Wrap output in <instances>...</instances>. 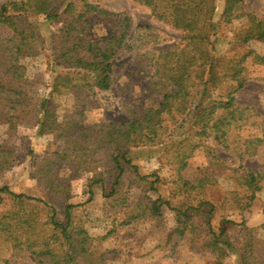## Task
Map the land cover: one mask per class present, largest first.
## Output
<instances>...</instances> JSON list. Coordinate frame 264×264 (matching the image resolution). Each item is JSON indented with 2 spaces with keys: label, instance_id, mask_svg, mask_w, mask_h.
I'll return each instance as SVG.
<instances>
[{
  "label": "trees",
  "instance_id": "1",
  "mask_svg": "<svg viewBox=\"0 0 264 264\" xmlns=\"http://www.w3.org/2000/svg\"><path fill=\"white\" fill-rule=\"evenodd\" d=\"M134 2L147 7L157 21L181 33L177 44L154 52L150 58L151 84L154 93L160 96L157 105L148 107L142 117L122 123L83 124L79 112L61 115L57 97L78 91L95 94L113 86L114 61L131 33V18L93 0H8L0 4V123L7 124L10 134H15L20 125L32 123L38 126L40 134H55L65 143L59 159L70 160L79 168L97 172L99 158L109 156L113 170L117 171L109 194L114 196L129 168L138 188L158 191L159 174L141 173L125 151L129 147L166 143L173 134L170 123L177 125L186 119L192 132L172 140L167 149L175 169L171 198L159 196L147 204L134 205L124 223H134L146 215L159 219L162 206L168 205L176 213L175 226L168 238L174 248L188 235L192 241L201 239L202 246L212 251L214 264H227L225 259L232 252L239 256L241 264H264V236L259 227L244 226L246 239L238 244L229 229L222 225L215 229L212 220L216 205L206 197L209 187L217 184L218 168L230 171L237 188L241 187L242 193L238 189L229 192L240 208L256 199L264 186V168L252 170L244 165L246 158L264 155V115L254 106L238 103L236 98L252 78L253 67L264 66V51L249 47L252 41L264 44V15L249 11L248 0H225L220 22L231 25L242 20L244 24L235 33L231 50L217 55L214 46L219 27L215 20L217 0ZM37 16L62 22L61 27L51 32V50L53 60L65 70L55 77L51 96L36 104L24 88L27 73L24 58L38 53L44 45L30 21ZM93 18L117 22L116 31L110 37H92ZM200 149L206 151L210 167L200 177L188 179L185 174L189 161ZM220 151L231 156V163L220 156ZM7 153V149H0V167L7 161ZM52 161L55 164V159L45 158L32 176L42 178L56 195H67L69 187ZM102 181L96 176L90 187ZM3 191L12 195L13 207L0 213V241L10 243L14 255L30 253L39 264H105L113 257V252L91 250L94 238L75 219V209L81 204L68 203L63 221L58 219L57 209L43 199L12 192L8 187L0 188ZM123 201L127 204V200ZM39 203L51 208L45 221L35 207ZM197 219L206 220L208 238H201ZM226 223L239 225L228 219L223 220ZM112 234L113 231L103 238ZM5 262L10 264L9 260Z\"/></svg>",
  "mask_w": 264,
  "mask_h": 264
},
{
  "label": "rangeland",
  "instance_id": "2",
  "mask_svg": "<svg viewBox=\"0 0 264 264\" xmlns=\"http://www.w3.org/2000/svg\"><path fill=\"white\" fill-rule=\"evenodd\" d=\"M6 1L8 0H0V4ZM93 1L110 11L127 13L131 18V33L124 49L114 61L113 86L95 94L78 91L57 97L59 113L64 115L79 112L83 124H107L111 121L122 123L142 117L148 107L157 105L160 101V96L154 93L151 84L153 66L150 58L154 52L177 44L181 33L164 22L157 21L147 7L134 0ZM224 2L225 0H217L215 20L219 27L214 38L217 55L231 50L236 40L235 33L244 24L242 20H235L231 25L220 22ZM246 8L263 16L264 0H248ZM30 21L35 24L40 39L44 40L42 50L24 58L27 66L24 88L31 100L37 104L51 96L55 77L65 70L62 64L53 60L51 50V32L61 27L62 22H51L44 16L30 18ZM91 21V36L95 38L110 37L117 29V22L109 18H93ZM249 47L258 52L264 51L262 42L252 41ZM236 98L238 103L254 106L264 115V66L253 67L252 78L237 93ZM181 122L183 120L177 125L170 123L173 134L166 143L151 147H129L125 151L133 163L139 166L141 173L159 174L161 181L157 184L158 191H142L138 188L134 183V173L129 168L122 176L121 184L117 186L118 193L114 196L109 194L117 171L113 170L109 156L99 158L97 172L79 168L70 160L59 159V153L64 151L65 143L55 134H40L38 126L33 123L20 125L15 134H10L7 124L0 123V149L8 150L7 161L0 167V188L8 187L12 192L43 199L57 209V217L63 221H66L65 209L68 203L81 204L75 209V219L83 224L94 238L91 250L114 254L105 264H214L215 255L202 246L203 241L199 238L192 241V238L186 235L177 247L171 246L168 238L175 226L176 213L168 205L162 206L159 219L146 215L134 223H124L134 205L147 204L159 196L171 198L175 169L167 149L172 140H179L192 132V126L186 119L183 125H179ZM209 143L212 144L211 141ZM220 156L231 163L229 154L220 151ZM45 158L56 160L55 164L53 161L52 164L58 166L61 180L69 187L67 195H56L47 188L42 178L32 176ZM244 165L252 170H260L264 168V155L248 157ZM209 167L206 151L197 150L189 161L185 177H200ZM217 173V184L209 187L206 195L216 205L212 220L215 229L221 225L229 229L238 244L245 242L244 226L259 227V233L263 234V237L264 186L256 199L240 208L233 203L229 192L238 189L242 193L241 187L237 188L230 171L218 168ZM96 176H100L103 181L90 187L91 179ZM123 200H127V204ZM12 207L13 197L9 191L0 192V213H5ZM35 207L40 219L47 220L50 206L39 203ZM226 219L234 220L239 225L223 224ZM199 220L197 219V223L200 226L201 238H208L209 226L205 219V222ZM111 231L113 234L110 237L103 238ZM14 254L10 243L0 241V264H7L5 260H9L10 264H39L30 253L17 256ZM225 260L227 264H241L239 256L233 252Z\"/></svg>",
  "mask_w": 264,
  "mask_h": 264
}]
</instances>
